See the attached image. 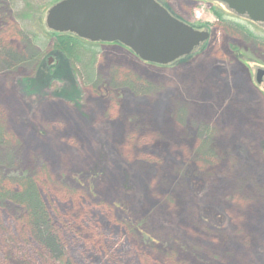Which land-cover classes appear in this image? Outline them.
Listing matches in <instances>:
<instances>
[{
    "label": "rangeland",
    "instance_id": "rangeland-1",
    "mask_svg": "<svg viewBox=\"0 0 264 264\" xmlns=\"http://www.w3.org/2000/svg\"><path fill=\"white\" fill-rule=\"evenodd\" d=\"M156 1L208 43L168 66L105 45L90 79L54 57L52 0H0V195L33 186L50 239L0 200V264H264V24ZM40 53L65 82L29 94Z\"/></svg>",
    "mask_w": 264,
    "mask_h": 264
},
{
    "label": "water",
    "instance_id": "water-1",
    "mask_svg": "<svg viewBox=\"0 0 264 264\" xmlns=\"http://www.w3.org/2000/svg\"><path fill=\"white\" fill-rule=\"evenodd\" d=\"M253 23H264V0H212ZM46 26L91 43H119L139 60L171 65L200 51L210 33L175 18L156 0H63L47 13ZM53 59H50V63ZM256 81L264 85V70Z\"/></svg>",
    "mask_w": 264,
    "mask_h": 264
},
{
    "label": "trees",
    "instance_id": "trees-1",
    "mask_svg": "<svg viewBox=\"0 0 264 264\" xmlns=\"http://www.w3.org/2000/svg\"><path fill=\"white\" fill-rule=\"evenodd\" d=\"M61 1L63 0H52L51 2L52 7ZM162 4L169 9L168 5H165L164 3ZM213 13L219 22H224L223 14H221L217 9H214ZM45 34L50 39L49 43H52L53 54L55 55L54 57L56 60H57L56 58L57 53H61L71 62L74 71L77 70L80 77L84 78L86 75L87 78L90 79L94 78L97 60L99 57V49L104 47L105 44H95V43L87 42L83 39L78 38L73 34H59L49 29ZM23 41L27 46L30 47H34L33 45L36 44V42H38V40L35 39L34 37H32V39L25 37ZM258 45L260 48L262 47L264 48V44L261 45L259 43ZM47 57L42 59L40 53V56L39 54H37L35 57H33V59L30 58L29 60H27L26 58H24V63L30 62L32 64H36L37 69L39 68V72L36 76L35 81H32L31 83L26 81L28 87L26 86L27 89L25 90L26 92H29V94H34L35 92L33 90H38L36 88H39L40 90L43 88V87L42 88L36 87L35 82L48 84V86L52 84L54 79H58L59 81L64 80L65 82L63 76L52 77V75L54 74L53 72L57 66L54 67L49 72L48 70H46ZM77 72H75L74 80L77 77ZM67 90L73 91L72 94L68 97V99H70L69 102H76L77 101L76 99L79 97L77 87L75 88L74 84H72L70 85V87H68ZM65 93L66 91L64 92L62 91L61 94H58L56 96V98H60V99L63 98V95ZM24 186H25L24 191L22 193H19L17 195L3 194L0 195V200L6 201V199H8L9 201L17 204L18 206L23 207V209L27 212V215L30 218V223L34 228L35 232L37 234L40 233L43 240L46 239L50 240L49 238H47L48 233L45 232L46 229H44L46 226L45 214L43 213V206L40 204V200L39 197L37 196V192L35 191V188L33 186H30L29 184H26ZM54 244H55L54 242L46 243V241L45 242L43 241L44 247L48 249L51 254H57L59 248L57 245Z\"/></svg>",
    "mask_w": 264,
    "mask_h": 264
},
{
    "label": "flooded vegetation",
    "instance_id": "flooded-vegetation-1",
    "mask_svg": "<svg viewBox=\"0 0 264 264\" xmlns=\"http://www.w3.org/2000/svg\"><path fill=\"white\" fill-rule=\"evenodd\" d=\"M114 46H116V45H114ZM263 84H261V85H259V86H262ZM264 86V85H263Z\"/></svg>",
    "mask_w": 264,
    "mask_h": 264
}]
</instances>
